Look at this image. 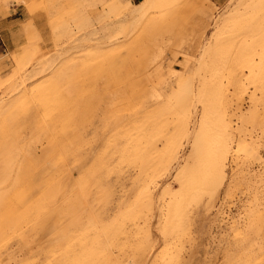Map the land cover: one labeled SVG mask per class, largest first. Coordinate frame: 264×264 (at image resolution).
I'll return each instance as SVG.
<instances>
[{
    "label": "rangeland",
    "instance_id": "rangeland-1",
    "mask_svg": "<svg viewBox=\"0 0 264 264\" xmlns=\"http://www.w3.org/2000/svg\"><path fill=\"white\" fill-rule=\"evenodd\" d=\"M24 5L0 264H264V0Z\"/></svg>",
    "mask_w": 264,
    "mask_h": 264
},
{
    "label": "crops",
    "instance_id": "crops-1",
    "mask_svg": "<svg viewBox=\"0 0 264 264\" xmlns=\"http://www.w3.org/2000/svg\"><path fill=\"white\" fill-rule=\"evenodd\" d=\"M27 3L31 0H23ZM24 3L0 0V67L8 66L10 56L25 45L23 26L30 20L35 24L37 13H30Z\"/></svg>",
    "mask_w": 264,
    "mask_h": 264
},
{
    "label": "built area",
    "instance_id": "built-area-1",
    "mask_svg": "<svg viewBox=\"0 0 264 264\" xmlns=\"http://www.w3.org/2000/svg\"><path fill=\"white\" fill-rule=\"evenodd\" d=\"M264 125V124H263ZM264 131V128H263ZM258 137H259V145H260V156L262 158V160H264V132L263 133H258ZM231 167H234V165H231ZM263 168L261 163H257L254 164L252 166V168H250V173H257L258 171H261V169ZM231 171V168H230ZM219 220L220 221H229V219L231 218V212L233 213V208L232 210L228 209L227 206L224 203H221L219 206Z\"/></svg>",
    "mask_w": 264,
    "mask_h": 264
},
{
    "label": "bare ground",
    "instance_id": "bare-ground-1",
    "mask_svg": "<svg viewBox=\"0 0 264 264\" xmlns=\"http://www.w3.org/2000/svg\"><path fill=\"white\" fill-rule=\"evenodd\" d=\"M229 147V143H228V141L225 139V138H221L220 139V141H219V145H218V152H217V154H225L227 151H229L228 148ZM222 154L220 155V157L222 156ZM227 154V153H226ZM218 155V156H219ZM218 156H217V159L219 160V158H218ZM224 157V156H223ZM226 157V156H225ZM217 159L215 160V162L217 161ZM214 162V163H215ZM218 162V161H217ZM219 162H221V161H219ZM213 163V162H212ZM213 163V164H214ZM223 164V163H222ZM216 165H218V164H216ZM217 167V166H216ZM216 167H215V169H214V174H216ZM221 171H222V168L220 169ZM218 172V171H217ZM220 172V171H219ZM223 172V171H222ZM222 172H220L219 174H221ZM187 173V172H186ZM211 173H213V172H211ZM219 174H217V176L219 175ZM184 175H185V173L184 174H182L181 175V179H182V176L184 177ZM213 176V175H212ZM221 176H222V174H221ZM220 176V177H221ZM223 177V176H222ZM222 177H221V179H222ZM181 179H178V180H181ZM216 182V181H215Z\"/></svg>",
    "mask_w": 264,
    "mask_h": 264
}]
</instances>
